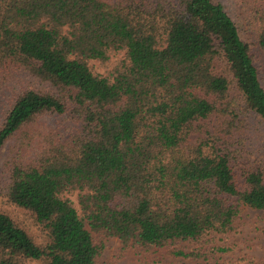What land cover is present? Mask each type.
Listing matches in <instances>:
<instances>
[{
	"label": "trees",
	"instance_id": "1",
	"mask_svg": "<svg viewBox=\"0 0 264 264\" xmlns=\"http://www.w3.org/2000/svg\"><path fill=\"white\" fill-rule=\"evenodd\" d=\"M4 86L0 264H104L103 239L235 264L210 260L244 208L264 213V85L220 3L0 0Z\"/></svg>",
	"mask_w": 264,
	"mask_h": 264
},
{
	"label": "rangeland",
	"instance_id": "2",
	"mask_svg": "<svg viewBox=\"0 0 264 264\" xmlns=\"http://www.w3.org/2000/svg\"><path fill=\"white\" fill-rule=\"evenodd\" d=\"M220 3L232 20L238 26L242 41L247 44L251 55L253 56L255 65L262 76L264 85V54L258 46V35L260 33L261 20L258 13L259 0H214ZM114 61V59H112ZM92 70L99 75L105 76L106 69L98 63H91ZM8 88L4 86L3 91L0 90V108L6 102L4 97L8 95ZM3 105V106H2ZM45 126L49 130L58 129L62 133L64 127H75V124L67 122L65 117H51L43 119ZM252 118L248 119V124L252 122ZM249 124V125H250ZM17 140V139H16ZM10 144L2 151L0 156V201L4 203L5 189L8 183V162L10 161ZM68 198L78 213L80 209L77 204L75 194ZM14 217L21 220L24 224H30L28 216L22 211L11 210ZM88 229V227H87ZM89 230V229H88ZM92 236L95 240H101L97 234ZM104 250L99 261L104 264H197L195 261L174 257L171 250L157 251L153 253H145L139 248H131L124 253L119 254V241L116 239L104 240ZM216 244L229 249L225 254L214 256L210 262L229 261L235 264H244L246 260L252 259L257 263L264 264V213L261 211L244 208L234 224V230L226 237L216 239ZM192 245L181 243L176 245V249L189 252Z\"/></svg>",
	"mask_w": 264,
	"mask_h": 264
}]
</instances>
